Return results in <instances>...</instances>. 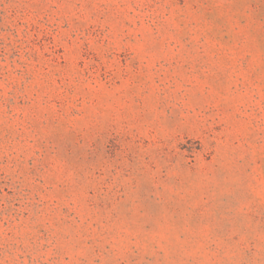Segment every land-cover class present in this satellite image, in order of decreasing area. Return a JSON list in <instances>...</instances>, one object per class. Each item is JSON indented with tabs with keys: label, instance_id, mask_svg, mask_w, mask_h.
<instances>
[{
	"label": "rangeland",
	"instance_id": "obj_1",
	"mask_svg": "<svg viewBox=\"0 0 264 264\" xmlns=\"http://www.w3.org/2000/svg\"><path fill=\"white\" fill-rule=\"evenodd\" d=\"M0 264H264V0H0Z\"/></svg>",
	"mask_w": 264,
	"mask_h": 264
}]
</instances>
